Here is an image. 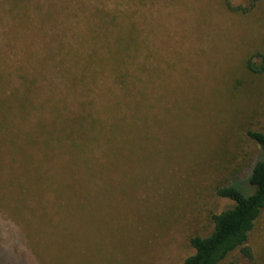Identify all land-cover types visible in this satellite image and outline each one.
<instances>
[{"label": "rangeland", "instance_id": "374dc122", "mask_svg": "<svg viewBox=\"0 0 264 264\" xmlns=\"http://www.w3.org/2000/svg\"><path fill=\"white\" fill-rule=\"evenodd\" d=\"M255 51L264 0H0V264H178L229 204L215 187L264 159ZM35 133L62 205L20 203ZM249 243L264 255V208Z\"/></svg>", "mask_w": 264, "mask_h": 264}, {"label": "trees", "instance_id": "16d2710c", "mask_svg": "<svg viewBox=\"0 0 264 264\" xmlns=\"http://www.w3.org/2000/svg\"><path fill=\"white\" fill-rule=\"evenodd\" d=\"M226 5L231 10H246L244 7H233L227 1ZM252 5L253 3H250V6ZM50 7L55 6L54 4H50ZM57 8L61 9V6ZM109 21H114V17H110ZM105 22L106 21H104V23ZM99 28L102 29L101 27ZM97 31L98 29H95L93 34ZM126 33L127 32H125V36ZM122 34H124V32ZM115 41L119 52H123L127 45H129L130 40L127 36L126 39L119 37L116 38ZM115 51H117V49ZM253 57L259 58V62L253 61ZM246 66L252 72L259 73L264 71V54L259 51L253 52L247 57ZM34 75L37 77V74L34 73ZM79 76L82 75H78L74 78L81 80L82 78L80 79ZM124 76H126V72L124 71H118L114 74V78L118 81H122ZM70 78L71 77L68 79ZM67 120H69V124H73L70 119ZM103 129L107 132L104 127ZM246 135L264 150L263 132L248 129ZM40 136V133H35V137L33 138L27 136L21 147L18 149L15 148L16 154L24 156L27 159V164L30 165L29 171L23 174L22 177L24 178L22 180L20 179L17 184L19 188V194L17 195H19L20 203H26L30 208H32L31 205L28 204L30 201L33 206L38 208H45L53 204L59 206L62 205L61 203L63 202L62 195L58 194L59 187L56 188L58 192L55 191L54 184L57 183V180L61 183L64 176L58 173V171L57 173L51 172L49 174L50 170L44 167L41 168L43 164L42 157L45 151H42V148L38 147V142L41 141ZM74 137L76 136L68 138L69 145L73 144ZM49 140L53 142L56 141V138L51 136ZM82 149L83 148H78L79 153H81ZM2 152L4 155L9 154L10 157L14 154L12 151H3L2 148H0V153ZM236 161L239 162L238 159ZM233 168L232 166L229 167L230 173ZM238 173L239 172L236 174ZM246 180L247 183L242 186L227 180L219 183L215 187V193L220 197L226 198L229 204L218 211L210 213L209 219L211 222V229L207 233H194L189 236L188 244L193 250L185 255L178 264H239L240 259H243L248 264H264V255L255 253L249 243L250 233L253 231L264 208L263 158H256L251 164ZM34 203L36 204L34 205ZM3 204L6 206V203ZM0 208L4 209V207ZM6 209L7 207H5V210ZM26 263L27 262L22 261L20 264Z\"/></svg>", "mask_w": 264, "mask_h": 264}]
</instances>
